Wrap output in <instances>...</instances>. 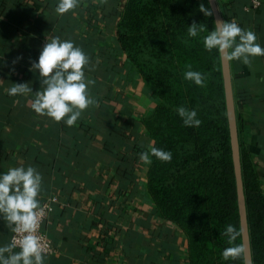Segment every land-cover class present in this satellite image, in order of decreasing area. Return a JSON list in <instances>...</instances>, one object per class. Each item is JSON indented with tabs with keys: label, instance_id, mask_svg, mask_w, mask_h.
Segmentation results:
<instances>
[{
	"label": "crops",
	"instance_id": "crops-1",
	"mask_svg": "<svg viewBox=\"0 0 264 264\" xmlns=\"http://www.w3.org/2000/svg\"><path fill=\"white\" fill-rule=\"evenodd\" d=\"M216 1L224 21L251 29L264 46V0L249 13L237 11L244 0ZM128 2L79 0L58 15V0H0V172L32 165L43 177L40 202L57 199L43 226L56 249L45 264H190L189 238L159 212L148 190L151 163L139 157L154 145L148 123L161 98L121 49L117 30ZM56 35L85 51L86 76L95 81L89 87L97 103L73 126L35 113L34 94L7 92L12 82L40 89L30 66ZM229 71L234 104L237 94L250 95L235 111L248 123L251 152L262 156L264 56L232 60ZM12 233L0 218V246Z\"/></svg>",
	"mask_w": 264,
	"mask_h": 264
},
{
	"label": "trees",
	"instance_id": "trees-1",
	"mask_svg": "<svg viewBox=\"0 0 264 264\" xmlns=\"http://www.w3.org/2000/svg\"><path fill=\"white\" fill-rule=\"evenodd\" d=\"M201 6L211 9L208 0H129L118 25L122 51L158 86L161 103L148 123L153 147L172 152L167 162L152 156L148 190L159 212L187 234L190 264H264V155L251 152L243 136L248 123L234 108L242 206L222 60L216 50L205 49L202 39L215 18L204 15ZM243 6L237 11L245 13ZM193 22L205 25L197 37L187 35ZM189 65L203 73V86L184 78ZM249 96L237 94L236 109L249 103ZM178 106L195 109L200 126H185ZM229 224L239 230L242 258L222 256Z\"/></svg>",
	"mask_w": 264,
	"mask_h": 264
},
{
	"label": "clouds",
	"instance_id": "clouds-1",
	"mask_svg": "<svg viewBox=\"0 0 264 264\" xmlns=\"http://www.w3.org/2000/svg\"><path fill=\"white\" fill-rule=\"evenodd\" d=\"M78 4L79 0H58L55 12L58 15L69 13ZM201 11L204 15H213L211 9L203 6ZM204 30V24L193 22L188 27L187 35L197 37ZM202 39L205 49L210 52L216 50L224 63L238 60L250 64L253 58L264 56V46L257 42L256 33L243 29L232 20H216L213 30H208ZM89 65V56L73 40L62 39L59 35L47 37L38 60L30 66L31 71L39 73L40 89L33 92L28 82H12L7 92L11 96L34 94L31 108L35 113L73 126L89 106L97 103L89 87L95 81L86 76ZM188 69L184 78L203 86V73L191 70L190 65ZM176 111L185 126L199 127L202 123L195 109L178 106ZM151 156L167 162L171 161L172 152L149 145L148 151L139 154L140 160L149 164L152 162ZM42 182V174L32 165L11 166L0 172V218L15 234L9 243L0 246V264H45L44 245L38 235L45 214L39 199ZM224 235L229 243L222 252L224 259L242 258L245 248L243 244L236 243L240 235L237 227L227 225Z\"/></svg>",
	"mask_w": 264,
	"mask_h": 264
},
{
	"label": "water",
	"instance_id": "water-1",
	"mask_svg": "<svg viewBox=\"0 0 264 264\" xmlns=\"http://www.w3.org/2000/svg\"><path fill=\"white\" fill-rule=\"evenodd\" d=\"M209 5L211 7V10L213 11V16L216 20H222V17L219 14V7L216 0H208ZM222 70L224 74V80H225V94H227V114H229V124H230V133L232 134V152L234 153V161L236 165V170L238 172V179H237V185H238V192H239V198L241 200L242 206H243V192L241 189V173L239 172V153H238V133L236 128V119H235V113H234V97L232 94V79L231 74L229 71V62H223L222 61ZM244 236L246 239V250L247 253H250V250L248 248V231L247 226L244 223ZM247 264H251L248 262Z\"/></svg>",
	"mask_w": 264,
	"mask_h": 264
},
{
	"label": "built area",
	"instance_id": "built-area-1",
	"mask_svg": "<svg viewBox=\"0 0 264 264\" xmlns=\"http://www.w3.org/2000/svg\"><path fill=\"white\" fill-rule=\"evenodd\" d=\"M261 6H262V0H249V4L243 6V11L246 13H249V11L256 12L261 8ZM56 202H57L56 197H47L41 201V205L45 208V214L41 219L40 227L38 229V235H40L42 243L44 245V256H51L56 253V249L53 242L43 230V226L49 217L48 215L53 211ZM13 235L15 234L12 233L11 237Z\"/></svg>",
	"mask_w": 264,
	"mask_h": 264
},
{
	"label": "rangeland",
	"instance_id": "rangeland-1",
	"mask_svg": "<svg viewBox=\"0 0 264 264\" xmlns=\"http://www.w3.org/2000/svg\"><path fill=\"white\" fill-rule=\"evenodd\" d=\"M248 138V137H247Z\"/></svg>",
	"mask_w": 264,
	"mask_h": 264
}]
</instances>
